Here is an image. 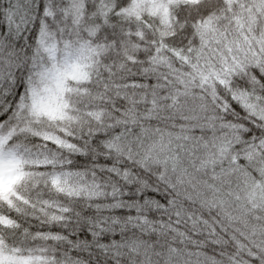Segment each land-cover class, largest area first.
<instances>
[{
    "label": "snow or ice",
    "instance_id": "6c2138e0",
    "mask_svg": "<svg viewBox=\"0 0 264 264\" xmlns=\"http://www.w3.org/2000/svg\"><path fill=\"white\" fill-rule=\"evenodd\" d=\"M0 264H264V0H0Z\"/></svg>",
    "mask_w": 264,
    "mask_h": 264
}]
</instances>
